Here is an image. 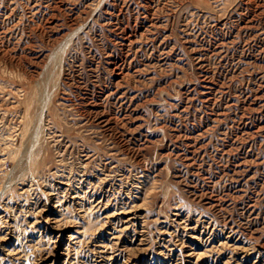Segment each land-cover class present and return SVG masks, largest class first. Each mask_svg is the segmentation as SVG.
Here are the masks:
<instances>
[{
  "label": "rangeland",
  "instance_id": "rangeland-1",
  "mask_svg": "<svg viewBox=\"0 0 264 264\" xmlns=\"http://www.w3.org/2000/svg\"><path fill=\"white\" fill-rule=\"evenodd\" d=\"M0 264H264V0H0Z\"/></svg>",
  "mask_w": 264,
  "mask_h": 264
}]
</instances>
